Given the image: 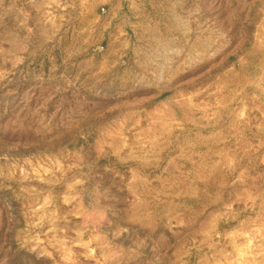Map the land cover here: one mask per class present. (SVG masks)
<instances>
[{"label":"rangeland","instance_id":"374dc122","mask_svg":"<svg viewBox=\"0 0 264 264\" xmlns=\"http://www.w3.org/2000/svg\"><path fill=\"white\" fill-rule=\"evenodd\" d=\"M0 264H264V0H0Z\"/></svg>","mask_w":264,"mask_h":264}]
</instances>
